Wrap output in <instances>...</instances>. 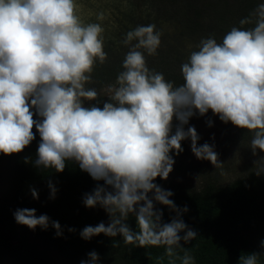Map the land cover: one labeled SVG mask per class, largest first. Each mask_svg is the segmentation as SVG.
Instances as JSON below:
<instances>
[{"label": "clouds", "instance_id": "9594fccd", "mask_svg": "<svg viewBox=\"0 0 264 264\" xmlns=\"http://www.w3.org/2000/svg\"><path fill=\"white\" fill-rule=\"evenodd\" d=\"M77 7L76 0H0V153L22 152L35 139V127L40 136L35 166L62 173L66 162L74 161L93 180L104 182L85 194L83 203L99 205L109 222L85 226L82 239L120 235L126 245L164 247L169 264H195L181 241L188 244L198 234L180 218L173 193L154 181L167 180L175 163L171 153H182L185 140L197 159L223 168L214 146H198L200 136L189 125L192 117L209 110L224 123L254 130L253 154L264 152V3L254 10V27H232L221 43L202 39L181 66L184 82L179 86L146 65L144 52L155 55L161 44L156 25L127 32L123 44L136 43L115 84L107 86L102 107L85 106L100 97L85 85L97 61L107 59L104 28L85 24ZM250 23V18L240 20ZM49 187L54 198L57 190L51 182ZM31 195L39 198L35 189ZM156 204L176 211V217L163 222ZM130 215L138 231L129 227ZM14 219L33 230L51 223L57 236L62 234L58 221L37 216L35 209H17ZM262 255H241L239 264H259ZM88 256L81 264L99 260L95 251Z\"/></svg>", "mask_w": 264, "mask_h": 264}, {"label": "trees", "instance_id": "16d2710c", "mask_svg": "<svg viewBox=\"0 0 264 264\" xmlns=\"http://www.w3.org/2000/svg\"><path fill=\"white\" fill-rule=\"evenodd\" d=\"M252 2L247 4L248 8L254 6ZM155 63L157 72L167 81L174 82V86L182 84L177 82L182 81L180 72L178 75L167 70V61ZM99 64L92 75L101 86L116 80L124 70L122 62L105 68ZM162 64H166L165 67ZM105 101L104 95H100L94 104L102 107ZM34 118L39 119L38 116ZM212 121L242 139L254 131L236 127L231 122L224 123L216 115ZM33 132L35 139L22 152L0 153V264L6 258L16 264H81L89 260L88 254L92 251L99 255L96 264H169L164 247L126 245L120 235L100 234L90 240L82 239L80 232L85 226L109 222L108 214L99 205L87 208L83 203L85 194L104 182L93 180L74 161H67L62 173L35 166L40 136L36 129ZM182 147L184 151L179 155L171 153L174 159H181L188 153L187 140L182 141ZM50 182L57 190L54 198H51ZM154 183L173 193L170 199L181 210L180 218L197 232L198 236L188 244L181 241L184 249L194 257L195 264H239L241 255L264 253V247L259 246L264 242V172L252 170L226 183L210 179L196 191L184 188L170 176L167 180L157 177ZM32 189L37 190L38 199L32 197ZM185 206L187 212L183 211ZM23 208L35 209L37 216L46 214L51 221H58L62 234L57 236L51 223L47 229L38 226L34 230L18 224L14 212ZM156 208L162 211L165 223L176 217V211L167 206L156 204ZM127 223L134 232L138 231L134 215L129 216ZM17 228L28 236H17ZM70 228L75 231L70 232ZM33 238L53 248L55 256L50 257L45 250L28 242ZM179 255L183 256V250H179ZM160 257L164 259L161 261ZM176 264H181L180 260H176ZM259 264H264V255Z\"/></svg>", "mask_w": 264, "mask_h": 264}, {"label": "rangeland", "instance_id": "374dc122", "mask_svg": "<svg viewBox=\"0 0 264 264\" xmlns=\"http://www.w3.org/2000/svg\"><path fill=\"white\" fill-rule=\"evenodd\" d=\"M252 1L256 5L248 8L247 4L253 3ZM261 3H264V0H76L77 14L81 20L85 24L99 23L104 28L102 35L107 59L103 64L97 61L96 65H104L105 68L123 63L126 54L136 43L133 41L130 45L123 44L127 32L137 26L155 24L156 31L161 33L157 54L149 56L143 49L140 51L144 52L150 71L157 72L158 65L155 66V62L167 61L168 71L178 75L180 72L182 81H177L180 83L184 82L181 66L188 62L192 52L199 50L198 45L202 39L213 37L221 43L232 27H244L240 24L242 18H250L253 21L245 29L254 27L253 13ZM100 14H103V19H98ZM91 76V82L85 86L97 90L107 100L105 90L108 85L115 84L116 80L101 86L92 73ZM94 103L85 101V106ZM213 117L212 112L204 116L197 114L190 119L189 125L194 126L200 136L198 146L206 142L214 146L219 160L224 163L223 168H215L210 161L197 159L191 151V141L187 140L190 148L188 153L181 159H174L173 171L169 174L174 181L190 191L199 190L204 182L210 179L226 183L252 170L264 172V152L257 150L256 154H253L251 148L255 131L247 134L246 139H242L221 126H216L212 121ZM209 120L212 122L211 126L208 125ZM34 129L35 127L33 131ZM232 129L237 132L236 128ZM16 235L28 236V233L17 228ZM28 242L45 250L50 257L55 256L56 251L46 247L40 239L33 238ZM2 264L16 263L6 258Z\"/></svg>", "mask_w": 264, "mask_h": 264}]
</instances>
